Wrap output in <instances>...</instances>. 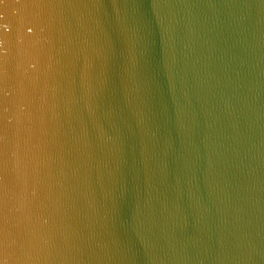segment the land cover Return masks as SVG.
<instances>
[{"label":"water","instance_id":"95a60500","mask_svg":"<svg viewBox=\"0 0 264 264\" xmlns=\"http://www.w3.org/2000/svg\"><path fill=\"white\" fill-rule=\"evenodd\" d=\"M0 264H264V0H0Z\"/></svg>","mask_w":264,"mask_h":264}]
</instances>
